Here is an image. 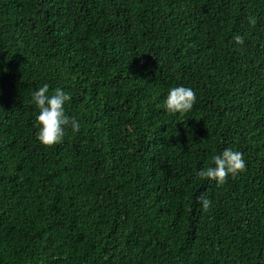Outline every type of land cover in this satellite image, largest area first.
<instances>
[{"label": "trees", "instance_id": "obj_1", "mask_svg": "<svg viewBox=\"0 0 264 264\" xmlns=\"http://www.w3.org/2000/svg\"><path fill=\"white\" fill-rule=\"evenodd\" d=\"M44 84L81 125L51 147ZM0 264H264V0H0Z\"/></svg>", "mask_w": 264, "mask_h": 264}, {"label": "clouds", "instance_id": "obj_2", "mask_svg": "<svg viewBox=\"0 0 264 264\" xmlns=\"http://www.w3.org/2000/svg\"><path fill=\"white\" fill-rule=\"evenodd\" d=\"M249 24L255 26L256 17L250 16ZM237 45H243L244 39L239 34L233 37ZM71 94L56 88L49 95V85L44 84L32 92V102L39 112L35 116L36 139L45 146L51 147L63 142L65 129L70 128L73 133L80 131L79 121L66 114L65 104L71 101ZM196 93L190 87L176 86L168 91V95L163 102V107L168 113L173 115L185 114L191 111L196 103ZM213 166L201 169L197 176L200 179L215 181L217 186H223L231 176L235 178L246 170V162L243 153L226 148L222 154L212 157ZM199 203L202 210L207 212L212 205V201L205 195H201Z\"/></svg>", "mask_w": 264, "mask_h": 264}]
</instances>
